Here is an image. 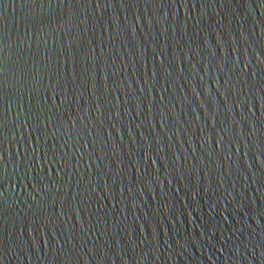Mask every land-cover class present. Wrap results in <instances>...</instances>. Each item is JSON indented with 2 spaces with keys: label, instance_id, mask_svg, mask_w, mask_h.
Masks as SVG:
<instances>
[{
  "label": "water",
  "instance_id": "95a60500",
  "mask_svg": "<svg viewBox=\"0 0 264 264\" xmlns=\"http://www.w3.org/2000/svg\"><path fill=\"white\" fill-rule=\"evenodd\" d=\"M0 264H264V0H0Z\"/></svg>",
  "mask_w": 264,
  "mask_h": 264
},
{
  "label": "snow or ice",
  "instance_id": "6c2138e0",
  "mask_svg": "<svg viewBox=\"0 0 264 264\" xmlns=\"http://www.w3.org/2000/svg\"><path fill=\"white\" fill-rule=\"evenodd\" d=\"M61 2H63V0H61Z\"/></svg>",
  "mask_w": 264,
  "mask_h": 264
}]
</instances>
